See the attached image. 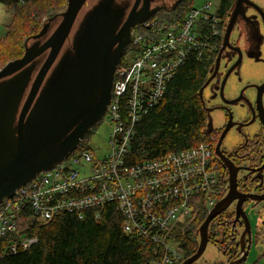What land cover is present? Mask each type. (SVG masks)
Masks as SVG:
<instances>
[{
    "label": "built area",
    "instance_id": "2783aa9c",
    "mask_svg": "<svg viewBox=\"0 0 264 264\" xmlns=\"http://www.w3.org/2000/svg\"><path fill=\"white\" fill-rule=\"evenodd\" d=\"M220 1L192 7L179 20L153 16L133 28L131 50L116 71L105 116L112 124L108 153L99 157L89 147H79L3 200L0 259L30 247L29 237H9L25 212L46 225L65 212L92 210L99 215L115 204L126 217V235L160 247L161 259L155 264L181 263L184 249L175 233L179 230L184 238L202 208L210 212L225 194L215 140L144 161L134 155L133 143L136 124L163 100L175 73L189 58L201 60L217 48L224 33Z\"/></svg>",
    "mask_w": 264,
    "mask_h": 264
},
{
    "label": "water",
    "instance_id": "95a60500",
    "mask_svg": "<svg viewBox=\"0 0 264 264\" xmlns=\"http://www.w3.org/2000/svg\"><path fill=\"white\" fill-rule=\"evenodd\" d=\"M137 3L127 14V7L117 0H67L64 12L50 17L38 34L26 40L23 56L11 60L0 70V203L40 173L67 159L106 116L116 71L130 44L133 28L157 12L149 9V0L135 11ZM254 12L260 17L256 32L260 34L262 29L264 34V10L251 0H235L224 25L222 49L199 91L204 106L206 88L215 79L218 81L223 52L233 48L230 40L238 21L250 24ZM246 38L248 42L249 37ZM233 50L238 58L218 87L225 106L205 107L207 131L215 130L210 125L213 111L228 112L214 156L224 162L230 184L226 196L217 202L199 228L196 253L181 264L198 263L210 243L211 222L235 200L238 201L237 218L242 216L246 220L245 231L251 242L252 230L242 205L247 199L264 200V196H244L239 192L237 177L244 169L235 167L222 151L227 133L238 125L228 107L241 101L248 103L244 96L248 87L257 90L256 102L260 107L264 93L263 83L245 87L233 100L226 99L228 80L245 60L239 47ZM245 55L256 62L264 60L259 50ZM245 231L241 238L242 251ZM248 254L246 251L237 261L227 264H246Z\"/></svg>",
    "mask_w": 264,
    "mask_h": 264
},
{
    "label": "trees",
    "instance_id": "16d2710c",
    "mask_svg": "<svg viewBox=\"0 0 264 264\" xmlns=\"http://www.w3.org/2000/svg\"><path fill=\"white\" fill-rule=\"evenodd\" d=\"M39 1L42 0H0V3L16 13L19 8L29 4L38 5ZM187 1H184L181 8ZM234 2L221 0L219 3L218 14L223 19V32ZM177 10L157 14L164 20H179L180 16L171 19ZM60 13L57 11L47 16L37 31L26 37L24 50L26 40L38 34L50 17ZM221 42L219 39L217 49L206 52L201 60H196L194 56L189 58L169 82L163 100L136 124L133 153L140 157L139 161L176 154L203 142H210L211 138L216 139V147L220 130L207 131L208 116L201 104L199 91L215 64ZM23 54L24 51L12 60L21 58ZM89 137L90 133L81 144V150L88 149ZM216 161L221 164L218 159ZM224 184H228L227 178ZM24 214L27 215L19 217L17 230L9 237H35L37 242L26 250L8 253L0 259V264H154L161 259L159 246L145 244L137 236H128L123 232L124 216L116 210L115 204L106 205L99 215L88 210L83 218H79L75 212H65L46 225L38 223L28 212ZM208 214L209 211L202 208L187 236L185 234L182 238L179 234L184 249L181 263L196 253L199 245L198 231ZM213 222L211 226L214 228L218 218ZM229 232L230 228L225 230L220 240H216L220 236L217 232L210 238L220 251L226 253L233 248L237 254L238 247Z\"/></svg>",
    "mask_w": 264,
    "mask_h": 264
},
{
    "label": "flooded vegetation",
    "instance_id": "af4514ba",
    "mask_svg": "<svg viewBox=\"0 0 264 264\" xmlns=\"http://www.w3.org/2000/svg\"><path fill=\"white\" fill-rule=\"evenodd\" d=\"M120 4L125 5L127 7V14L131 12V10L134 8L135 4L138 0H117ZM145 0H139L137 3V6L135 8L136 10H139ZM150 1V10H157L155 13L156 16L157 13H164V12H171L179 9L185 4V0H149ZM152 16V17H153ZM253 20H251L250 24H246L245 22H242V20H239L234 32L232 33L230 43L233 46V48H240L243 52V57L245 59L246 55L245 53H253L254 51H260V53H263V47H264V34L262 33V29L260 34L256 32L257 22H260V17L257 15L256 12L251 14ZM259 19V20H257ZM248 32L250 33L248 35ZM249 37V40L247 42V38ZM222 40L221 45L218 48V51L220 52L223 46V35L219 38ZM259 47V49H258ZM227 49L223 52L222 55V61L220 66V73L217 76L218 81L215 79L211 85H209L205 92H204V101L205 106L202 104L204 110L206 111V108H222L225 106V104L222 102L220 98V90H219V84L222 78L224 77V74L227 73L228 68L237 60L238 54L237 52L233 50ZM217 48H215L216 50ZM218 52V54H219ZM218 56V55H217ZM262 82L261 84H263ZM205 84V83H204ZM259 84V85H261ZM252 86V85H248ZM247 86V87H248ZM249 88H255V87H248ZM244 89V88H243ZM246 89V90H247ZM246 90L244 92V96L248 99V97L245 95ZM256 90V89H255ZM238 97V96H237ZM236 97V98H237ZM221 100V104H213L212 102L214 100L219 99ZM201 100V99H200ZM249 102L245 103L241 101L242 106L246 107L248 110V119L245 121H236L233 114V121L237 123L238 125L234 126L232 129H236L244 138L243 143L237 146V148L233 152H229L223 149V154L234 163L235 167L237 168H243L244 170L239 171L237 181H238V190L241 194L245 195H253V196H264V93L262 96V104L259 107L256 100H257V90H256V97L255 101H251L248 99ZM202 103V102H201ZM238 104V105H239ZM206 107V108H205ZM232 106L228 107V110L232 111ZM222 110V109H220ZM225 112L226 116V123L228 121V112L226 110H223ZM233 112V111H232ZM250 123V124H249ZM258 123L260 125L259 131L254 134L252 137L248 136L245 133V128H248L254 124ZM239 124L241 126L239 127ZM249 124V125H248ZM226 124L220 128L215 130H220V136L223 132V129L225 128ZM231 131V129H230ZM230 131L227 133L226 137L230 133ZM219 136V138H220ZM225 137V139H226ZM219 138L217 139V143L219 141ZM215 142L216 139L214 138ZM225 141V140H224ZM224 144V142H223ZM217 145V144H216ZM256 151V153H255ZM221 162V169L224 173L225 180L222 183L225 187V194L222 198H224L228 192L229 182H228V170L226 169L224 162ZM227 178V183L224 184ZM221 198V199H222ZM237 200L233 201L225 210L222 211L220 215H218L214 220L218 218V223L214 226H211L213 221L211 222L209 226V237H212V235H215V233H220L219 238L216 240L221 239L222 233L230 228L229 236L232 238L233 243L237 245L238 251L237 254L232 248L231 250L227 251L226 253L221 251V253L226 258V262L223 264H227L231 261H237L241 256L248 251L250 253V249L253 246L254 238H253V224H252V215L255 211L254 209H258L261 213H263V217L260 218V221L257 225V235L256 240L259 244L264 239V200L262 201H254L247 199L243 205L242 210L246 213V219L251 227V239L249 242L248 240V234L245 231V223L243 217L240 216L237 218ZM245 231V238L243 241L244 250L242 251V234ZM210 242L213 241L210 238ZM214 243V242H213ZM251 245V246H250ZM216 246V245H215ZM248 246L250 248L248 249ZM219 250V249H218ZM220 251V250H219ZM249 256V254H248ZM247 256V258H248ZM237 259V260H236ZM198 264V263H197Z\"/></svg>",
    "mask_w": 264,
    "mask_h": 264
},
{
    "label": "rangeland",
    "instance_id": "374dc122",
    "mask_svg": "<svg viewBox=\"0 0 264 264\" xmlns=\"http://www.w3.org/2000/svg\"><path fill=\"white\" fill-rule=\"evenodd\" d=\"M209 1L210 0H188L187 4L183 8L180 7L176 11L177 14L171 16V19L178 16L183 18L187 10L190 8H199ZM251 1L258 4L264 10V0ZM39 2L40 3L38 5L36 4L30 6L31 4H29L27 7H21L16 13L0 3V70L8 62H10L12 58L22 55L24 51V40L27 36L37 31L41 22L47 16L57 11L64 12L67 5L66 0L64 2L60 0H42ZM155 17L160 16L157 14ZM130 50L131 46L129 45V48L127 47L125 51L126 54H124V56H126ZM262 51V57L264 59V47ZM262 82H264V60L256 62V60L245 58L243 65L239 67L229 78L224 95L227 100H233L239 95V92L243 88L247 87L248 85L256 86ZM245 95L251 101H255L256 90L254 88H249L246 90ZM212 103L219 105L221 104V100L219 98L214 100ZM231 109L236 121H245L248 119V110L246 107L242 106V104L234 105L231 107ZM225 120V112L223 110H215L211 113L210 125L214 129H220L226 124ZM259 128L260 125L256 123L248 128H245V133L252 137L259 131ZM111 132L112 124L110 123L108 117H104L103 120L90 132L88 146L89 149L96 154V156L103 157L108 153V141ZM243 140L244 138L236 129H231L224 141L223 149L233 152L238 145L243 143ZM254 210L255 211L251 217L253 224L252 229L254 243L250 249L246 264H264V257H262L264 253V239L259 244L256 240L257 225L260 221V218L263 217V213H261L258 209ZM191 226L185 229L186 236ZM177 230L178 228L175 229L174 232ZM178 234L179 230L175 233V235L178 237ZM225 262L226 258L224 255L213 243L210 242L207 246L206 252L198 261V264H223Z\"/></svg>",
    "mask_w": 264,
    "mask_h": 264
},
{
    "label": "bare ground",
    "instance_id": "6f19581e",
    "mask_svg": "<svg viewBox=\"0 0 264 264\" xmlns=\"http://www.w3.org/2000/svg\"><path fill=\"white\" fill-rule=\"evenodd\" d=\"M182 152V151H181ZM180 153V152H179ZM179 153H176V154H170V155H177V154H179ZM116 206V205H115ZM116 208H117V206H116ZM117 210V209H116ZM77 215H78V217L79 218H83L84 217V214H85V212L83 211L82 213H80V212H77V211H74ZM120 212V211H119ZM69 213H72V212H69ZM124 216V215H123ZM198 218V217H197ZM197 220V219H196ZM195 222V221H194ZM125 226H126V217L124 216V227H123V232H124V229H125ZM125 233V232H124ZM29 240L30 241H32V243H31V245L32 244H34V243H36L37 242V238H35V237H33V238H29Z\"/></svg>",
    "mask_w": 264,
    "mask_h": 264
}]
</instances>
